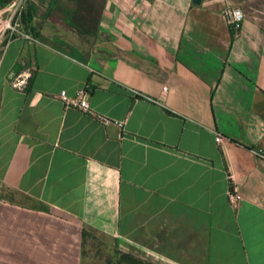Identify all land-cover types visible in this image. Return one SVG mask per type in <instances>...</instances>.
<instances>
[{"label":"crops","instance_id":"obj_1","mask_svg":"<svg viewBox=\"0 0 264 264\" xmlns=\"http://www.w3.org/2000/svg\"><path fill=\"white\" fill-rule=\"evenodd\" d=\"M22 1L0 32V264H83L87 232L154 264H264V0ZM82 89L123 125L59 99Z\"/></svg>","mask_w":264,"mask_h":264},{"label":"rangeland","instance_id":"obj_2","mask_svg":"<svg viewBox=\"0 0 264 264\" xmlns=\"http://www.w3.org/2000/svg\"><path fill=\"white\" fill-rule=\"evenodd\" d=\"M23 3L24 2H20V0L15 1L10 5L4 14L0 15V32L7 31L8 28L14 27L13 29L8 30V32L10 33V37L15 36L18 32V28L15 27L17 20L16 17L19 13V9L21 10L23 7ZM6 25H8V27ZM1 45L2 43H0V47ZM85 242L86 246L85 253L83 255V264H116L118 261L123 259L125 260L122 264H137L133 262V260L130 261L129 258L137 260L142 264H154L148 262L146 259H143L139 253L126 251L123 247H116L112 245V241L104 239L94 232H87ZM110 247L112 248L110 249Z\"/></svg>","mask_w":264,"mask_h":264},{"label":"built area","instance_id":"obj_3","mask_svg":"<svg viewBox=\"0 0 264 264\" xmlns=\"http://www.w3.org/2000/svg\"><path fill=\"white\" fill-rule=\"evenodd\" d=\"M22 0H20L21 2ZM225 16L228 20V24L230 26L231 31L234 34H239L243 23L245 20V13L241 8L238 7H230L227 8L225 11ZM9 24V23H8ZM8 27V25H6ZM33 40V39H32ZM19 85V83H17ZM164 91H167V88H164ZM60 101H62L68 107H75L80 111L91 115L92 117L96 118L98 121L105 125L114 124L116 126L121 127L123 123L121 122H112L109 119L96 114L92 111L89 100H88V93L86 90L82 89L79 90L73 98H70L66 91H62L59 95ZM224 137L221 134H217L216 141L217 143H221ZM228 200L229 204L233 208H239L241 203L243 202V196L240 192L238 183L236 182L234 176H230V188L228 191Z\"/></svg>","mask_w":264,"mask_h":264},{"label":"trees","instance_id":"obj_4","mask_svg":"<svg viewBox=\"0 0 264 264\" xmlns=\"http://www.w3.org/2000/svg\"><path fill=\"white\" fill-rule=\"evenodd\" d=\"M86 235H87V233L86 234H84V239H86ZM133 258H135V257H133ZM130 259V261H132L133 260V262H135V263H137V264H139L140 262L139 261H137V260H134V259H132V258H129ZM128 259V260H129ZM125 259H123V260H120V261H118L116 264H122V262L124 261ZM109 264H115V263H109ZM140 264H142V263H140Z\"/></svg>","mask_w":264,"mask_h":264},{"label":"water","instance_id":"obj_5","mask_svg":"<svg viewBox=\"0 0 264 264\" xmlns=\"http://www.w3.org/2000/svg\"><path fill=\"white\" fill-rule=\"evenodd\" d=\"M201 0H194L195 4H200Z\"/></svg>","mask_w":264,"mask_h":264}]
</instances>
